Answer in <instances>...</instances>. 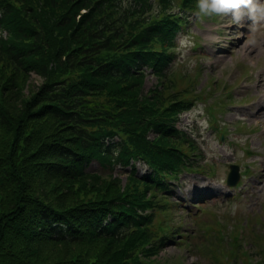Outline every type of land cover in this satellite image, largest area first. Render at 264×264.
Masks as SVG:
<instances>
[{
    "label": "trees",
    "instance_id": "16d2710c",
    "mask_svg": "<svg viewBox=\"0 0 264 264\" xmlns=\"http://www.w3.org/2000/svg\"><path fill=\"white\" fill-rule=\"evenodd\" d=\"M191 12L198 0H0V264H149L181 237L170 191L195 147L175 122L201 96L169 70Z\"/></svg>",
    "mask_w": 264,
    "mask_h": 264
},
{
    "label": "rangeland",
    "instance_id": "374dc122",
    "mask_svg": "<svg viewBox=\"0 0 264 264\" xmlns=\"http://www.w3.org/2000/svg\"><path fill=\"white\" fill-rule=\"evenodd\" d=\"M257 3L264 5V0ZM210 40L217 42L209 44ZM176 46L170 72L174 76L179 72L190 75L188 82L203 101L181 114L177 126L191 136L200 150L201 162L212 165V169L206 176L183 175L173 186L171 200L184 203L173 207L170 222L179 228L181 242L174 238L175 243L160 250L149 264H233L234 260L248 264L250 256L255 263L260 259L256 252L264 251L263 244L256 247L251 242V234L260 236L258 240L264 235V111L256 116L258 109H264V20L254 21L247 9H242L239 22L231 12L199 18L190 15ZM198 65L202 73H195ZM40 83V78L31 74L24 94ZM155 84L148 76L145 91ZM207 94L211 96L206 101ZM209 104L217 131L209 124ZM221 138L228 140L221 143ZM249 152L255 155L248 156ZM231 163L242 168L248 164L252 170L236 189L225 186ZM88 170L106 173L95 163ZM138 172L142 175L146 168L138 165ZM193 172L206 173V166H195ZM117 174L124 180L118 168ZM256 214L263 221L258 219L247 228L248 220ZM237 219L242 220L233 231ZM239 245L242 247L238 249Z\"/></svg>",
    "mask_w": 264,
    "mask_h": 264
},
{
    "label": "clouds",
    "instance_id": "9594fccd",
    "mask_svg": "<svg viewBox=\"0 0 264 264\" xmlns=\"http://www.w3.org/2000/svg\"><path fill=\"white\" fill-rule=\"evenodd\" d=\"M198 7L201 13H232L233 19L239 22L242 16V9H247L249 15L255 21L257 19L264 20V5L257 3V0H198ZM259 13V16H257ZM210 40L209 44L216 43ZM184 41H181L182 46Z\"/></svg>",
    "mask_w": 264,
    "mask_h": 264
},
{
    "label": "bare ground",
    "instance_id": "6f19581e",
    "mask_svg": "<svg viewBox=\"0 0 264 264\" xmlns=\"http://www.w3.org/2000/svg\"><path fill=\"white\" fill-rule=\"evenodd\" d=\"M264 111V109L263 108H260V109H258L257 111H256V116H260V114L262 113ZM259 118V117H258Z\"/></svg>",
    "mask_w": 264,
    "mask_h": 264
}]
</instances>
